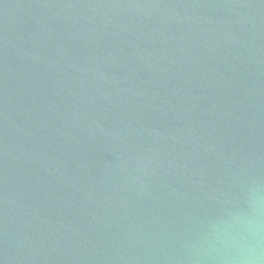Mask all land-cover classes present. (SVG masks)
I'll use <instances>...</instances> for the list:
<instances>
[{
  "label": "water",
  "instance_id": "obj_1",
  "mask_svg": "<svg viewBox=\"0 0 264 264\" xmlns=\"http://www.w3.org/2000/svg\"><path fill=\"white\" fill-rule=\"evenodd\" d=\"M0 264H264V0H0Z\"/></svg>",
  "mask_w": 264,
  "mask_h": 264
}]
</instances>
